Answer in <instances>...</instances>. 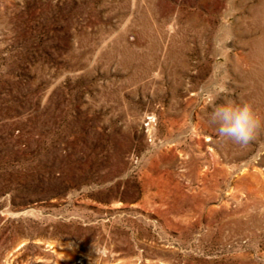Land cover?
Listing matches in <instances>:
<instances>
[{
	"label": "rangeland",
	"instance_id": "374dc122",
	"mask_svg": "<svg viewBox=\"0 0 264 264\" xmlns=\"http://www.w3.org/2000/svg\"><path fill=\"white\" fill-rule=\"evenodd\" d=\"M264 0H0V264H264Z\"/></svg>",
	"mask_w": 264,
	"mask_h": 264
},
{
	"label": "clouds",
	"instance_id": "9594fccd",
	"mask_svg": "<svg viewBox=\"0 0 264 264\" xmlns=\"http://www.w3.org/2000/svg\"><path fill=\"white\" fill-rule=\"evenodd\" d=\"M225 88L204 94L208 118L220 140L248 148L264 130L261 116L247 100H237L225 95Z\"/></svg>",
	"mask_w": 264,
	"mask_h": 264
}]
</instances>
